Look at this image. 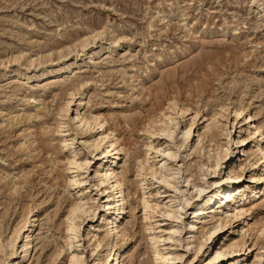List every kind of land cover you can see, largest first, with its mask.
<instances>
[{
  "label": "rangeland",
  "instance_id": "obj_1",
  "mask_svg": "<svg viewBox=\"0 0 264 264\" xmlns=\"http://www.w3.org/2000/svg\"><path fill=\"white\" fill-rule=\"evenodd\" d=\"M69 91L75 94L68 97ZM67 100L68 110L58 113ZM181 104L190 108L183 116ZM235 105L244 108V120L234 121ZM195 111L189 142L175 138L181 146L169 166L179 172L171 186L159 187L149 172L159 167L160 156L146 145L166 148L155 134L164 113H178V133ZM81 117H100L103 126L84 124ZM255 125L264 132V0H0V264H67L72 254L81 264H98L107 251L110 263L114 249L119 264H155V249L181 256L157 264H205L209 252L231 242L240 243L236 251L213 264L237 257L241 264H264L261 136L240 141ZM105 130L126 149L114 167L124 196L119 213L118 203L102 207L105 187L96 188L92 178L100 163L111 160L90 147ZM228 131L229 158L213 177L208 168ZM104 142L102 150H110ZM227 164L235 182L225 183L229 192L202 210L203 196L218 189L208 182L221 179ZM194 186L206 190L197 197ZM171 195L175 203L188 197L182 218L195 228L185 249V229L179 245L170 247L166 239ZM240 198L249 210L234 218L229 214ZM74 202L88 212L70 217L79 228L66 244L65 219ZM29 209L34 247L23 260L21 235L14 249L6 241ZM222 218L227 224L197 250L203 231ZM116 225L124 236H106Z\"/></svg>",
  "mask_w": 264,
  "mask_h": 264
},
{
  "label": "bare ground",
  "instance_id": "obj_2",
  "mask_svg": "<svg viewBox=\"0 0 264 264\" xmlns=\"http://www.w3.org/2000/svg\"><path fill=\"white\" fill-rule=\"evenodd\" d=\"M82 86V84H81ZM80 86V87H81ZM80 89V88H78ZM78 89H75L78 90ZM69 96L68 97H72L74 93V91H69L68 92ZM80 95V94H79ZM79 99V98H78ZM81 101V100H80ZM69 102L70 100H67L65 102V104L63 106H61L59 108V112L60 113L61 111H67L68 108H69ZM60 106V104H59ZM234 106V105H233ZM179 112H180V115L183 116L185 115L186 113H188L190 111V108L187 106V105H183L181 104L179 107ZM226 108L225 105L223 106H220L219 107V112L221 110H224ZM243 110L244 108L241 106V105H235V107H233V109L231 111H233V115H234V121H236L238 118L239 120L241 118H243V120L246 118V115L244 116L243 115ZM58 111V110H57ZM77 111V109H76ZM216 112V111H215ZM217 112V113H219ZM37 113V112H36ZM197 114H198V111H195V113L193 114V116L191 117V120L188 121L186 124H185V127L184 129H181L179 130V132L177 133V123H173V121L175 120L176 116L178 115V113L176 114H166L164 113L163 115V118L161 119V123H163V128H160V129H156L157 132H155L156 135L158 136H161L163 137V140L166 142V148L164 149H160V147H155V146H152L151 144L149 145H146L148 146V150H152V152L154 154H157L160 156V165L157 169H152L151 167V170L149 172V175H150V178L155 180V182L159 185V187H163L165 189H167L169 186H171V182H172V179H175V174L179 172L178 168L175 172H172L171 169H170V166H169V161L170 160H173L175 158V156L177 155L178 153V150H179V146H181L180 144H176L175 143V138L176 136L178 137L177 140H179V142L181 144L183 143H186V142H189L191 136H192V128L195 124V119L197 117ZM216 115V113H214L213 117ZM253 118V116L249 115V117L247 118L248 121H251ZM242 120V121H243ZM20 121V120H19ZM80 121H82V123L84 124H91V125H100V127L103 126V120L100 119V117H91L90 119L86 118V117H81L80 118ZM247 121V122H248ZM93 123V124H92ZM234 123V122H233ZM15 125V124H14ZM250 125V124H249ZM262 126L261 125H255L254 127H252L251 129L253 130L252 132H250L249 130V135L247 137H243L240 141L241 142H244V141H248V138H250L251 136H254L255 134L257 135H260L261 138L260 140L257 141V146H258V151L259 153L261 154L260 158L263 159L264 161V147L260 144V141H262L263 139V136H264V132L262 130ZM149 131V129H148ZM217 132V131H216ZM46 132H43V134H45ZM205 133V132H204ZM214 133V132H213ZM248 134V133H247ZM246 134V135H247ZM252 134V135H251ZM228 135H229V131L227 132L226 134V141L224 143V147L223 145L222 146H219L217 147L215 153H214V157H213V162L211 164V166L208 168V172L209 173H212L215 177L217 176V169L218 167L220 166V164H223L224 162H226V160H228L229 158V142L230 141L228 140ZM230 137V136H229ZM255 137V136H254ZM106 142V143H109V145L107 147H110L111 149L110 150H102V143L103 142ZM239 141V142H240ZM104 142V143H105ZM263 143V142H262ZM148 144V143H147ZM187 144V143H186ZM247 144V143H245ZM65 145V144H64ZM90 147L93 148L94 151L98 152L99 153V158H107V157H111V160L107 162V164L105 163H100L94 170L93 172V177L92 178H95V184L94 186L96 188H99V187H105L104 188V192H106L105 195H107V198L105 200V202H107V204H104L102 207L107 210V209H110L112 207V204L111 202H114V203H118L117 206L115 207H118L116 210V212H120V205H123V191H122V182L120 181V179L118 178V173L115 172V169L114 167H116L118 165V162L117 160L119 159L120 161V157L121 155L123 154L124 155V149L123 146H122V143L119 141V138L114 136L113 135V131L112 130H105L104 133H102L100 139L98 140H95V141H92L90 143ZM147 147H145L146 149ZM147 150V151H148ZM126 151V149H125ZM244 151V150H243ZM111 152V153H110ZM244 152H248V151H244ZM75 155V154H74ZM74 155L72 156L71 160L67 161V164L70 165L72 163H74ZM122 155V156H123ZM158 156V157H159ZM104 160V159H103ZM144 160V159H143ZM105 161V160H104ZM141 161V160H140ZM61 162V161H60ZM237 162V161H236ZM138 163V172L139 170L142 168V164L141 162H137ZM144 163V162H143ZM233 163V162H232ZM54 164L55 161H54ZM52 165V164H51ZM65 165V164H64ZM235 165V164H234ZM233 165V166H234ZM63 166V165H62ZM89 165H87L88 167ZM229 166V170L223 172V175L221 176V179L219 180H211L209 181L208 183L212 186H214V188H218V189H215L211 194H207L205 196H203L202 198V203H200V207L202 208V210L209 206H211V204L214 202V201H218L220 199V197H222V193L223 192H229L230 190V185L229 184H225V183H232L234 180H235V177L234 174L232 176L231 173H233L231 171V165H228L226 167ZM53 167V165H52ZM118 167V166H117ZM222 167V166H221ZM220 167V168H221ZM68 168V167H67ZM77 168H81V165H77L76 166V169ZM58 168H55V172ZM69 169V168H68ZM143 169V168H142ZM222 169V168H221ZM52 171V170H51ZM54 170H53V173H55ZM138 172H137V175H138ZM207 173V171H205ZM263 173V172H262ZM30 173H28V176H29ZM56 174V173H55ZM60 174V173H59ZM222 174V173H221ZM205 175V174H204ZM207 175V174H206ZM236 175V174H235ZM51 176V175H50ZM52 177V176H51ZM262 178H257L258 181H260L261 179L264 180V176H261ZM145 178V177H144ZM239 178V177H238ZM237 178V179H238ZM255 178V179H256ZM254 179V178H253ZM19 181V180H18ZM139 181V180H138ZM188 181V180H187ZM206 181V180H205ZM24 182H26V180H24ZM73 180H69V183H72ZM235 182V181H234ZM15 183V182H14ZM204 183V182H203ZM220 183H224L225 186L223 187V189L221 190V188L219 189V185ZM18 184V183H17ZM16 184V185H17ZM233 184V183H232ZM202 185V184H201ZM222 185V184H221ZM236 185V184H235ZM19 187V186H18ZM21 187V186H20ZM19 187V188H20ZM205 187H208L207 185ZM142 188V187H141ZM195 188V186L193 187ZM257 188V187H255ZM259 188V186H258ZM21 189V188H20ZM142 189H145V188H142ZM175 189V188H173ZM195 189L198 190V193L197 194V197L198 195L201 193V190H203L202 192H204V188H201V187H196ZM11 190H13L15 192V194L18 192V189L17 188H14L13 186V189H12V186H11ZM10 190V191H11ZM253 190V189H252ZM256 191V190H255ZM258 191V190H257ZM80 194H79V197L80 196H83L84 195V190H81L79 191ZM232 192V191H231ZM206 193V192H205ZM257 194V193H256ZM255 195V194H254ZM256 196V195H255ZM224 197V196H223ZM189 198H190V195H189ZM229 198V195H225V199L224 200H227ZM79 199V198H78ZM245 199V198H244ZM235 200V199H234ZM169 201L171 202L170 204V208L167 210H165V216L169 219H171V223L172 225L168 228V232H167V237L166 239L168 240V243L171 247V245H175L176 244V241L178 242V240H180V236H181V230L185 229V231L187 232V236H185V238L183 239L184 241V244L187 245L185 248H188V245L192 242V240L194 239L193 237V232H194V228H195V224L191 221H184L183 218H182V215H183V210L184 208L189 204L188 202V197L186 196L184 199L182 200H179L177 203H175V197H173L172 195L169 196ZM223 201V200H222ZM231 201V200H230ZM243 198H240L239 200L236 201V205L233 206V210L234 212L233 213H230L229 215H234V218L237 217L238 215H241L242 213H246L247 210H249L248 207L245 206V203L243 202ZM224 202V201H223ZM227 203V202H226ZM235 203V202H234ZM217 204V203H215ZM220 206H221V202L219 201L218 203ZM230 204V203H229ZM174 205V206H173ZM228 205V204H227ZM194 207V206H193ZM199 207V206H198ZM197 207V209H198ZM212 207V206H211ZM226 207V206H225ZM92 208V206H91ZM195 209V208H194ZM193 209V210H194ZM79 210V212L81 213H86L88 212L87 208L85 207H81V203L79 202H74L71 204L69 210H68V215L65 219V242L66 244H68V241H71V240H75L77 237V229L79 228V224H74L72 221H71V216L74 215V213ZM209 210V209H208ZM207 210V211H208ZM32 212V209H29L26 213H24L22 216V218L18 221V223L14 226L13 230H12V235L10 236V238L6 241V244L9 246V245H12V249H14V244H15V241L16 239H18V237L21 235V238H22V241H21V248H22V251L21 252L23 255H22V259L23 260H27L30 258V255L32 253V250H33V242H32V239L31 237L32 234H31V230H32V221L31 220V217L32 215H30ZM93 212V210H92ZM198 212V211H197ZM202 212V211H201ZM185 213V212H184ZM196 213V212H195ZM210 213V212H209ZM203 214V213H202ZM196 216V214H195ZM228 216V215H226ZM34 217V216H33ZM32 217V218H33ZM199 217V216H198ZM207 218V217H206ZM225 218V217H224ZM191 219V218H190ZM195 219V218H194ZM232 219V218H231ZM198 220V219H197ZM196 220V221H197ZM227 220V219H226ZM199 221V220H198ZM229 221V220H228ZM35 223V222H34ZM226 221H224V219H220V220H217L215 221L214 223H212V225L201 235V238L199 239V242H198V248L197 250H201L203 248H205L204 246L212 241V239L219 233L220 230H222L221 228H223L225 226ZM261 227V231H263L264 229V225L260 226ZM26 228V229H25ZM198 228V227H197ZM122 226L121 225H116L115 226V229H112L110 230L107 234V235H115V236H118L119 237H123L124 236V232L122 233ZM23 231V232H22ZM25 231V233H24ZM196 231V230H195ZM34 233V232H33ZM75 233V234H73ZM193 238V239H192ZM99 240V239H98ZM182 241V242H183ZM101 241H98L96 242V249L99 247V246H102L100 245ZM181 242V241H180ZM194 244V243H193ZM240 243L238 242H231L229 245H227L225 248L221 249V247L216 250V251H211L208 253L207 255V260L205 262V264H213L215 262H219L222 258H225L227 255L229 254H233L234 251H236V247H238ZM17 245V244H16ZM178 245H179V242H178ZM181 245V243H180ZM243 244H241L242 246ZM157 246V245H156ZM183 246V245H182ZM193 246V245H192ZM208 246V245H207ZM17 247V246H16ZM120 247V246H119ZM153 248H156L155 247V244H153L152 246ZM194 247V246H193ZM240 247V246H239ZM19 248V247H18ZM101 248V247H100ZM176 248V247H175ZM191 248V247H190ZM207 248V247H206ZM1 249V248H0ZM11 249V256L12 254L14 253ZM20 249V248H19ZM118 249V248H117ZM120 249V248H119ZM251 249V248H250ZM99 250V249H98ZM204 250V249H203ZM207 250V249H206ZM18 251V250H16ZM103 252V251H102ZM187 252V251H186ZM189 252V250H188ZM207 252V251H206ZM238 252V251H237ZM248 252V251H247ZM116 253V254H115ZM174 253V251L172 252V254ZM162 253L159 252V250H156L155 249V253H152L153 255V258L152 260L154 261L155 264H157V262L159 261L160 263L162 262H165V261H170V260H175V259H180L181 256H178V255H173L172 257H169L168 255L167 256H163L161 255ZM59 253L57 252V254L55 256H58ZM110 255V251H107V253L103 252L101 253V255L98 257V264H108V257ZM237 255V254H236ZM240 255V254H239ZM243 255V254H242ZM32 256V255H31ZM17 257V256H16ZM53 258V257H52ZM234 258V257H232ZM244 258V257H243ZM111 261L109 264H119L120 263V254L117 253L116 249H114L112 251V254H111ZM237 259L239 260V258L237 257ZM19 260V259H18ZM21 260V259H20ZM53 260V259H52ZM234 260V259H233ZM238 260H234V261H231L229 263H226V264H241ZM245 260V259H243ZM152 261V262H153ZM241 261V259H240ZM19 262V261H18ZM15 263V264H19V263ZM67 264H81L80 261H78V258L76 257L75 254H72L70 257L67 258ZM244 264V263H243Z\"/></svg>",
  "mask_w": 264,
  "mask_h": 264
}]
</instances>
